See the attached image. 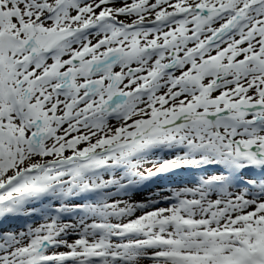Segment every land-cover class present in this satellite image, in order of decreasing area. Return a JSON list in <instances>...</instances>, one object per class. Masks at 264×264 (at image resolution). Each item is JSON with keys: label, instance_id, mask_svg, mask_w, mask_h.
<instances>
[{"label": "snow or ice", "instance_id": "snow-or-ice-1", "mask_svg": "<svg viewBox=\"0 0 264 264\" xmlns=\"http://www.w3.org/2000/svg\"><path fill=\"white\" fill-rule=\"evenodd\" d=\"M0 264H264V0H0Z\"/></svg>", "mask_w": 264, "mask_h": 264}]
</instances>
